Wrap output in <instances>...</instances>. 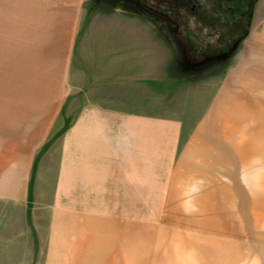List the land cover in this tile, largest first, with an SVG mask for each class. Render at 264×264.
<instances>
[{"label":"rangeland","instance_id":"rangeland-1","mask_svg":"<svg viewBox=\"0 0 264 264\" xmlns=\"http://www.w3.org/2000/svg\"><path fill=\"white\" fill-rule=\"evenodd\" d=\"M263 3L254 6L236 51L181 67L183 54L174 51L165 22L136 15L135 22L120 15L138 9L86 0L71 59L73 92L66 97L47 94L55 85L48 39L37 36L23 12L0 22V100H7L0 102L6 105L0 109V264H264ZM132 45L135 88L128 90L124 78L120 97H99L100 103L177 118L186 140L191 133L196 159L182 161L177 185L193 195L161 198L156 212L137 198L133 212L114 199L89 213L80 198L57 197L60 167L53 172L48 154L58 152L63 162L64 130L86 102L97 104L80 94V61L102 69ZM111 47L115 54L102 52ZM144 49L152 51L150 70ZM37 100L41 119L50 123L42 134L29 123Z\"/></svg>","mask_w":264,"mask_h":264},{"label":"crops","instance_id":"crops-1","mask_svg":"<svg viewBox=\"0 0 264 264\" xmlns=\"http://www.w3.org/2000/svg\"><path fill=\"white\" fill-rule=\"evenodd\" d=\"M85 1L17 0V3L12 4V0H0L1 23L8 21V17L23 12L24 18H27L28 22L40 32L36 35L43 38L41 36L43 34L50 42L54 61L50 63L49 75L53 77L55 85L49 88L48 95L66 97L73 92L69 88L71 59L77 47L76 37L77 33L79 36ZM263 9L264 3L261 11L264 17ZM123 14L127 16L121 14L122 18L130 17L137 21L135 15ZM261 32V44L263 42L264 45V21ZM115 48L111 47L108 51L102 52L113 55L116 53ZM135 49V45L129 48L123 47L122 51L117 52V56H112L109 63V60L103 61L102 64L105 65L102 69H93L91 64L84 66L80 61V94L83 97H96L97 104L91 105L86 102L85 107L80 111L79 119L64 130L63 162L58 159V152L55 158L56 153L48 154L53 172L54 168L60 167L57 175L59 181L57 197L80 198L82 200L79 203L80 209L89 213L90 211L98 213L99 208L104 206L111 207L114 199H119V203H114L115 206L133 212L137 198L147 199L144 206L149 208V211L154 209L153 211L156 212L161 205V198H184L186 194L193 195L190 189L186 192L183 185H177L179 181L182 182L176 175L183 172L182 161H196L190 156L192 153L195 154V151H192L191 133H187L188 140H186L185 136L183 137V127L177 118L148 115L139 108L127 110L112 108L100 103L99 97H120L119 88L124 84H127L128 90H131V87L135 88L134 75L133 80L130 78V72L136 71ZM156 52L162 55L166 53V51ZM151 53V50L144 52L147 55L145 60L149 59L146 60L147 70L151 69ZM164 63L166 64V61ZM98 64L99 62L97 67L100 66ZM124 78L129 80L123 84ZM151 78L149 75L148 81ZM148 81L143 83V87L148 86ZM113 84L118 85V92H114ZM110 87L112 89H109ZM133 97L136 95L134 94ZM106 100L107 98H103L102 101ZM1 101L7 102V100ZM37 101L35 110L33 105L31 107L29 123L34 133L42 134L47 132L46 125L50 123L41 119V109L38 107L40 101ZM5 107L6 105L0 103V109ZM49 155L52 157L50 158ZM189 175L192 177V174ZM121 199H123L122 203Z\"/></svg>","mask_w":264,"mask_h":264},{"label":"flooded vegetation","instance_id":"flooded-vegetation-1","mask_svg":"<svg viewBox=\"0 0 264 264\" xmlns=\"http://www.w3.org/2000/svg\"><path fill=\"white\" fill-rule=\"evenodd\" d=\"M99 1H107L110 5L121 4L130 11L135 8L141 14L127 13L149 21L165 22L174 51L183 54L180 65L184 67L200 65L197 58L201 60L203 55H218L221 60L224 55L236 51L254 16L258 0Z\"/></svg>","mask_w":264,"mask_h":264}]
</instances>
